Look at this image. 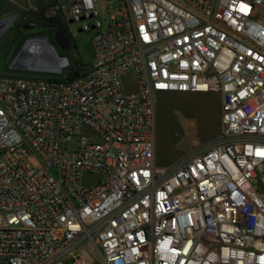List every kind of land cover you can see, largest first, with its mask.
I'll return each instance as SVG.
<instances>
[{
	"label": "built area",
	"instance_id": "built-area-1",
	"mask_svg": "<svg viewBox=\"0 0 264 264\" xmlns=\"http://www.w3.org/2000/svg\"><path fill=\"white\" fill-rule=\"evenodd\" d=\"M5 1L93 35L74 79L46 35L62 64L0 73V264H264V0ZM167 93L217 94L220 129L158 166Z\"/></svg>",
	"mask_w": 264,
	"mask_h": 264
},
{
	"label": "rangeland",
	"instance_id": "rangeland-1",
	"mask_svg": "<svg viewBox=\"0 0 264 264\" xmlns=\"http://www.w3.org/2000/svg\"><path fill=\"white\" fill-rule=\"evenodd\" d=\"M51 1L53 0H27L22 6L25 10H31L32 7L40 9L45 3ZM19 11L21 9H17L5 0H0V20ZM24 15H27L29 21L21 23ZM34 17V15L22 12L0 34V71L11 63L12 58L21 49L25 38L35 35H46L48 42L58 48V53L61 56L65 55L71 63H74L78 55L84 64L82 72L88 69L93 30L81 32L79 23H74L70 26V31L75 38L71 47L64 51L59 48L56 41L55 29L47 28L46 25H30L34 23ZM219 108V96L215 93L158 94L155 109L156 164L158 166L169 165L190 150L192 143L205 144L215 139L220 129Z\"/></svg>",
	"mask_w": 264,
	"mask_h": 264
},
{
	"label": "bare ground",
	"instance_id": "bare-ground-1",
	"mask_svg": "<svg viewBox=\"0 0 264 264\" xmlns=\"http://www.w3.org/2000/svg\"><path fill=\"white\" fill-rule=\"evenodd\" d=\"M14 18L15 15H11L6 17L5 19L0 20V34L5 31L6 27L11 23L12 20H14ZM40 49H45L47 60H41L39 63L36 64V66H34L35 68L54 70L59 64H62V60H56L54 58V54L51 50V47L48 45L44 37L29 41L24 46V52L27 54H36L37 52H40ZM24 57L26 56H23V53H20L18 57L19 62L21 61L23 62V64L27 62L28 60H26V58Z\"/></svg>",
	"mask_w": 264,
	"mask_h": 264
},
{
	"label": "water",
	"instance_id": "water-1",
	"mask_svg": "<svg viewBox=\"0 0 264 264\" xmlns=\"http://www.w3.org/2000/svg\"><path fill=\"white\" fill-rule=\"evenodd\" d=\"M5 18V17H4ZM3 19V18H2ZM24 46L23 45L21 47V49L18 51V53L12 58V61H11V66L14 67L15 69H31V70H41L40 68H35L34 66H36L37 63H39L41 60H47V56H46V51L45 49H42L40 52H37L36 54H27L24 52ZM53 54H54V58L56 60H58V56L56 54V52L54 51L53 48H51ZM20 53L22 54L23 53V56L25 55L26 57V60H28L27 62H25L23 64V62H19V55ZM25 60V61H26Z\"/></svg>",
	"mask_w": 264,
	"mask_h": 264
},
{
	"label": "trees",
	"instance_id": "trees-1",
	"mask_svg": "<svg viewBox=\"0 0 264 264\" xmlns=\"http://www.w3.org/2000/svg\"><path fill=\"white\" fill-rule=\"evenodd\" d=\"M81 70L82 67H76L75 65H70L62 71V74H64L67 79H74L81 74Z\"/></svg>",
	"mask_w": 264,
	"mask_h": 264
},
{
	"label": "crops",
	"instance_id": "crops-1",
	"mask_svg": "<svg viewBox=\"0 0 264 264\" xmlns=\"http://www.w3.org/2000/svg\"><path fill=\"white\" fill-rule=\"evenodd\" d=\"M0 73L25 74V72H24V71H21V70H15V71L11 70V69L9 68V65L6 66L5 68H3V69L0 71Z\"/></svg>",
	"mask_w": 264,
	"mask_h": 264
}]
</instances>
